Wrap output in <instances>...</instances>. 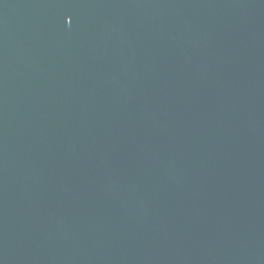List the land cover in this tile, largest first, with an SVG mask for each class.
<instances>
[{
	"label": "water",
	"instance_id": "1",
	"mask_svg": "<svg viewBox=\"0 0 264 264\" xmlns=\"http://www.w3.org/2000/svg\"><path fill=\"white\" fill-rule=\"evenodd\" d=\"M0 264H264V0H0Z\"/></svg>",
	"mask_w": 264,
	"mask_h": 264
}]
</instances>
